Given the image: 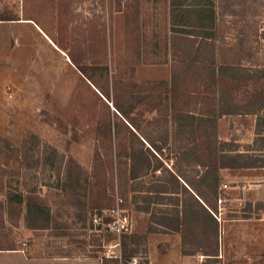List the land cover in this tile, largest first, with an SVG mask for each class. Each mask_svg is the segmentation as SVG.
Segmentation results:
<instances>
[{"label": "rangeland", "instance_id": "1", "mask_svg": "<svg viewBox=\"0 0 264 264\" xmlns=\"http://www.w3.org/2000/svg\"><path fill=\"white\" fill-rule=\"evenodd\" d=\"M22 20L105 98L43 89L38 102L32 89L31 113L12 112L17 33L40 51ZM0 22V251L149 264L148 235H173L180 264H264V169L256 182L220 172L217 187L203 166L223 150L264 164V0H0ZM227 95L235 113L219 118ZM10 192L32 197L48 229H28ZM209 206L217 232L204 224ZM118 212L130 222L121 237L105 228Z\"/></svg>", "mask_w": 264, "mask_h": 264}, {"label": "crops", "instance_id": "2", "mask_svg": "<svg viewBox=\"0 0 264 264\" xmlns=\"http://www.w3.org/2000/svg\"><path fill=\"white\" fill-rule=\"evenodd\" d=\"M1 23V22H0ZM19 27H32L38 34L39 52L34 54V37L26 38L21 33H17L18 45L14 47L12 53L16 56L18 62V74H12L7 78V82L18 88L19 92L16 100L12 101L11 110L15 113L28 114L31 113L29 103L30 97L27 92L34 91L36 98L33 99L41 102L42 91L47 89V92L57 93L56 89H66V96H71L73 91L81 89L88 94L100 93L91 80L84 72L76 65V63L64 52L60 46L54 42L49 34H47L38 24L32 20L19 21ZM15 27H18L15 26ZM32 53V54H31ZM7 83V84H8ZM30 88V89H29ZM33 89V90H32ZM49 90V91H48ZM23 93V95H22ZM33 93V94H34ZM44 95V94H43ZM100 95L105 98L104 95ZM66 100V99H65ZM64 103V101H63ZM18 108L21 110L18 111ZM28 124V123H27ZM27 128L34 130L47 142H54L51 136H48L42 130H45V125L42 123L30 122L26 125ZM57 134V132H55ZM226 142V141H225ZM77 159H83L81 154H74ZM90 155L85 158V165L88 166ZM261 168H249L239 170H222L221 172L232 174L236 172H248V178H253L256 182L257 173ZM236 182V181H233ZM174 241V243H173ZM178 237L173 235H148V263L149 264H180L178 260L179 243ZM161 244H169V247L160 248ZM166 246V245H165ZM178 248H177V247ZM39 252V253H37ZM39 257V258H37ZM0 264H105L100 257L84 256L80 254H63L58 248L51 246L43 247L40 251L30 249L28 251H0Z\"/></svg>", "mask_w": 264, "mask_h": 264}, {"label": "trees", "instance_id": "3", "mask_svg": "<svg viewBox=\"0 0 264 264\" xmlns=\"http://www.w3.org/2000/svg\"><path fill=\"white\" fill-rule=\"evenodd\" d=\"M167 83V82H166ZM225 105L222 107L223 109L219 112V118L225 115H232L235 113L234 106L230 103V96L227 95L225 98ZM257 115V112H255ZM222 146H231V143L225 141H219ZM155 144V142H154ZM207 168V175L209 178L211 175L215 173V184L220 182V172L222 170H239V169H249V168H261L264 167V164L258 159H252V156L244 153H237L234 150H223L221 152H216L214 163L211 165L203 164ZM213 169V171L211 170ZM134 178L135 174L133 173ZM208 178V176H207ZM218 187V186H217ZM217 187H216V195H217ZM167 191H161L159 194H167ZM8 202L13 205L14 203L26 204V226L30 230H43L48 229L49 222L45 220L42 216V207L33 202L32 197H26L22 193H12L10 192L7 196ZM41 213H40V212ZM205 218L204 224L212 227L215 232L218 230V221L213 214V208L209 206V208H205ZM108 260L104 259V263L107 264ZM118 263V261H116ZM126 264H129L128 262Z\"/></svg>", "mask_w": 264, "mask_h": 264}, {"label": "built area", "instance_id": "4", "mask_svg": "<svg viewBox=\"0 0 264 264\" xmlns=\"http://www.w3.org/2000/svg\"><path fill=\"white\" fill-rule=\"evenodd\" d=\"M95 221L98 222V219H95ZM129 226L128 217L123 212H118L116 217L105 225V228L115 237H121L122 234L129 231Z\"/></svg>", "mask_w": 264, "mask_h": 264}]
</instances>
